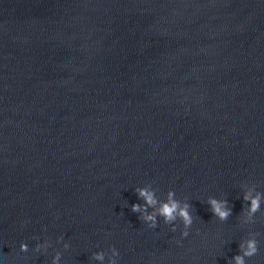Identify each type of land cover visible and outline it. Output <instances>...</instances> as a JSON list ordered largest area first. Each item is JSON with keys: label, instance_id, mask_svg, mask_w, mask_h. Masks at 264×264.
I'll return each mask as SVG.
<instances>
[{"label": "water", "instance_id": "obj_1", "mask_svg": "<svg viewBox=\"0 0 264 264\" xmlns=\"http://www.w3.org/2000/svg\"><path fill=\"white\" fill-rule=\"evenodd\" d=\"M145 185L191 205L186 238L131 211ZM247 192L264 193V0H0V264H109L112 247L233 264L249 233L264 264Z\"/></svg>", "mask_w": 264, "mask_h": 264}, {"label": "clouds", "instance_id": "obj_2", "mask_svg": "<svg viewBox=\"0 0 264 264\" xmlns=\"http://www.w3.org/2000/svg\"><path fill=\"white\" fill-rule=\"evenodd\" d=\"M139 200H142L143 203H134L131 205V211L133 213H138V219L142 220L147 224L149 228L157 227L158 217L163 219L164 224L172 225L171 231L175 232L177 226L175 222L177 220L182 222L183 230L181 232V237L186 238L189 235V229L193 224V215L190 212L191 205L185 200L181 201L176 198L174 191L169 190L165 200H161L156 195V189L152 188L151 185H145L143 187H137L135 190ZM255 191V189H253ZM243 200L248 203L247 209V221L253 222L255 214L261 210V202L264 201V193L256 192L255 195H252L251 192H247L243 195ZM206 203L210 206V212L215 216L219 221H226L232 215V209L228 206L229 202L226 199H217L214 197H208ZM151 209V211H149ZM256 233H249V238L247 240H242L239 244L240 252L238 255H235L232 258L233 264H246V258H251L258 252V241L256 239ZM35 239H39L35 237ZM59 241L63 240V237L58 238ZM180 241H177L179 244ZM42 246H47V243L44 245L37 244L35 251L39 252ZM64 247L67 249L69 245L64 244ZM113 257L109 264H118L117 257L119 255L118 250L115 247L110 248ZM20 251L27 252L28 245L26 243L20 244ZM94 259L103 261L104 254L103 252H97L94 254ZM61 259V253H57L53 257L52 264H59Z\"/></svg>", "mask_w": 264, "mask_h": 264}]
</instances>
